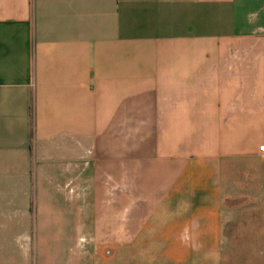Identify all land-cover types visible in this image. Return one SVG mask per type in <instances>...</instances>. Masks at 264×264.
Listing matches in <instances>:
<instances>
[{"label": "crops", "instance_id": "0c3cea01", "mask_svg": "<svg viewBox=\"0 0 264 264\" xmlns=\"http://www.w3.org/2000/svg\"><path fill=\"white\" fill-rule=\"evenodd\" d=\"M264 0H0V264H264Z\"/></svg>", "mask_w": 264, "mask_h": 264}, {"label": "built area", "instance_id": "2783aa9c", "mask_svg": "<svg viewBox=\"0 0 264 264\" xmlns=\"http://www.w3.org/2000/svg\"><path fill=\"white\" fill-rule=\"evenodd\" d=\"M258 149L264 153V143L258 144Z\"/></svg>", "mask_w": 264, "mask_h": 264}]
</instances>
